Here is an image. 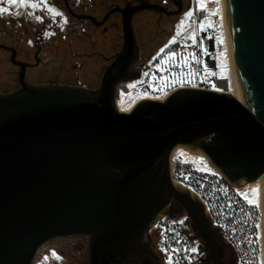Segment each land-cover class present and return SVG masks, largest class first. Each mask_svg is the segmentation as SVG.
I'll return each mask as SVG.
<instances>
[{
	"label": "water",
	"instance_id": "95a60500",
	"mask_svg": "<svg viewBox=\"0 0 264 264\" xmlns=\"http://www.w3.org/2000/svg\"><path fill=\"white\" fill-rule=\"evenodd\" d=\"M225 8L242 100L180 87L118 110V84L145 70L135 66L132 17L164 9L149 1L120 8L123 47L97 88L23 81L0 94V264H33L42 245L68 237L88 240L89 264H159L149 229L163 214L188 216L205 264H238L170 162L184 145L235 185L264 173V0H225Z\"/></svg>",
	"mask_w": 264,
	"mask_h": 264
},
{
	"label": "built area",
	"instance_id": "2783aa9c",
	"mask_svg": "<svg viewBox=\"0 0 264 264\" xmlns=\"http://www.w3.org/2000/svg\"><path fill=\"white\" fill-rule=\"evenodd\" d=\"M195 8V21H204V30L197 26L194 32L161 53L145 67L142 77L118 84V110L129 111L140 99H164L180 87H201L228 90L225 77L218 73V53L225 48V14L223 0H204ZM216 10V15H209ZM211 21L212 26L208 27ZM195 33V42L191 35ZM225 36V37H224ZM175 53V56H171ZM195 54L197 60L191 59ZM188 57L187 63L182 59ZM227 81V79H226ZM215 85V87H213ZM228 86V85H227ZM134 91L138 95L122 102ZM171 174L175 181L188 188L204 204L206 211L223 239L231 244L238 264H264L261 210L249 204L242 195L241 186L231 183L210 160L173 152L170 158ZM250 199V198H248ZM259 225V227H256ZM153 248L162 264H205L204 251L199 240L192 239L187 215L163 214L149 229ZM196 249L195 252L192 249Z\"/></svg>",
	"mask_w": 264,
	"mask_h": 264
},
{
	"label": "flooded vegetation",
	"instance_id": "af4514ba",
	"mask_svg": "<svg viewBox=\"0 0 264 264\" xmlns=\"http://www.w3.org/2000/svg\"><path fill=\"white\" fill-rule=\"evenodd\" d=\"M57 1V0H56ZM68 17L70 26L67 31V55L65 59L69 65H73L74 60L77 66L82 69L85 64H94L98 67L95 79L99 78V70H102L101 81L106 67L113 61L115 54L119 52L124 43L122 12L120 8L135 6L144 1L157 3L164 7L162 11L141 10L132 17L133 26L140 45V53L144 44L139 41L137 31L143 28L141 24L135 23L136 18L141 15L150 14L154 16V24L158 30L171 34L177 20L184 18L188 12L190 0H59ZM35 3V0H26V3ZM25 3V4H26ZM0 7L8 9V12L23 11V6L19 3L8 4L6 0H0ZM25 12V11H24ZM193 11V17H194ZM26 14V13H24ZM62 14V12H61ZM5 16L12 17L13 14ZM53 16V15H52ZM55 15L56 19L60 17ZM106 18V19H105ZM153 18V17H152ZM195 18V17H194ZM103 23H99L101 21ZM76 23V28L84 25L87 29L81 33V41L74 43V35L79 32L73 30L72 23ZM104 28L103 30H100ZM56 25L43 26L34 31L32 49L26 51L20 44V38L14 40H0V52L4 53L3 62L5 66L0 67V94L9 93L19 89L23 81L29 85H72L86 88H97L98 86L89 85L78 75L74 78L72 67L64 66L62 58L49 54L45 44L48 43L51 35H57ZM100 30V31H99ZM10 33L0 27V36H10ZM108 34L106 37L105 35ZM176 43H173V45ZM172 47V46H170ZM169 49V48H168ZM135 63L140 66L143 56ZM147 66V65H146ZM146 66H141L145 68ZM70 70V72L68 71ZM84 80V81H83ZM101 83V82H100ZM156 253V252H155ZM159 259V257H158ZM159 264H162L160 259Z\"/></svg>",
	"mask_w": 264,
	"mask_h": 264
},
{
	"label": "rangeland",
	"instance_id": "374dc122",
	"mask_svg": "<svg viewBox=\"0 0 264 264\" xmlns=\"http://www.w3.org/2000/svg\"><path fill=\"white\" fill-rule=\"evenodd\" d=\"M221 1V0H220ZM59 0H35V4H38L39 6L36 8H32L31 4L33 3H26L22 8H24L23 11L20 12H0V27H3L5 31L9 32L10 36L1 37L0 40H11L15 41L14 39L16 37L20 38L21 46L25 48L26 51L32 49V40H34V31L39 27L42 28L43 26H50L56 25L58 34L57 35H51L49 38V41L47 44H45L44 47H46V51L54 56H57L59 58H62V62L65 66V68L68 66L72 67V73L74 74V78L78 75L82 76V79H85V82L87 84L98 86L101 82V76H102V70H99V78L95 79V74L98 72V67L96 65H87L85 64L83 66L79 65L77 66L75 60L73 65H69L68 61L65 59L67 55V31L69 30L68 26H70L69 19L67 16H65V12L61 5H58ZM60 4V3H59ZM196 5H198V0H190L189 1V11H194ZM225 5V4H224ZM1 8V7H0ZM48 8L54 9L56 12L61 13L62 15H58L60 17L59 19L55 18V15L52 12L48 11ZM25 11V12H24ZM26 13V14H24ZM6 14H13L12 17L5 16ZM53 15V16H52ZM57 16V17H58ZM36 17H40L39 20L36 19ZM153 17V18H152ZM150 14L147 15H141L136 18L135 23L141 24L143 28H140V30L137 31L139 41L144 44L143 49L141 50L140 55L143 56V61H141L139 64L140 66H148L152 61H154L158 56L161 55L164 51H166L170 46H173V43H178L181 41L185 36L189 35L190 33L194 32L197 26L200 24L196 23L195 18L192 16L190 19H187L185 21V26L183 29H180L178 26L180 25V22L185 19L180 18L177 20L175 27L173 28V31L171 34H168L166 32L158 30L156 28L153 20L154 16ZM73 30L79 32V35H74V43H78L81 41V33L85 32L87 29L84 25H81L80 27H75L76 23H72ZM104 28H101L100 30H103ZM99 30V31H100ZM106 37L108 34L105 35ZM225 37V36H224ZM174 41V42H173ZM31 42V43H30ZM225 42V48L222 47L219 50L218 53V73L219 75H223L228 81L231 87L233 86L232 80H233V72H232V66L229 62L228 52L226 50V38H224ZM161 49H164L163 52H161ZM4 53L0 52V67L5 66V63L3 62ZM70 72V70L68 69ZM235 74V73H234ZM84 81V80H83ZM139 92L134 91L131 93L125 102L122 103L125 104L126 101L129 102L131 99L135 98L138 95ZM176 153H182L186 155H191L200 160V158H203V160H207V156H203L202 154L196 153L191 151L189 148L180 145ZM209 160V159H208ZM241 189L243 193H248V198L253 199V195L251 190L252 189H258L259 195H258V205L260 210L261 208V201L264 199V180H254V181H248L244 182L241 185ZM262 198V199H261ZM262 214V212H261ZM262 232V230H261ZM262 235V234H261ZM88 240L81 237H68V238H61L57 240H52L44 245H42L38 252L35 255L33 264H89L87 262L88 259ZM262 248H263V237H262ZM155 251V250H154ZM53 253L56 255L53 256ZM59 257V259H57ZM263 257H264V250H263Z\"/></svg>",
	"mask_w": 264,
	"mask_h": 264
},
{
	"label": "snow or ice",
	"instance_id": "6c2138e0",
	"mask_svg": "<svg viewBox=\"0 0 264 264\" xmlns=\"http://www.w3.org/2000/svg\"><path fill=\"white\" fill-rule=\"evenodd\" d=\"M6 2H7L8 4H13V5L19 3L20 6H24L25 3H26V0H6ZM198 3L200 4V8H201L202 11L206 9V4H205L204 0H198ZM38 6H39V5H38V4H35V3L31 4V7H32V8H36V7H38ZM7 11H8V9H6V8H0V12H7ZM48 11H49V12H52L54 15H62L61 13L56 12V11H55L54 9H52V8H48ZM216 14H217V13H216V10H213V11H211V12L209 13V15H216ZM192 16H193V12H192V11L187 12V13L185 14V19L182 20V21L180 22V25H179L178 27H179L180 29H183L184 26H185V21H186L187 19H190ZM36 19L39 20L40 17H36ZM207 26H208V27H211V26H212L211 21L208 22ZM204 28H205V23H204V21H201V23H200V29H201V30H204ZM190 38L193 39V41L195 42V33H193V34L191 35ZM173 42H174V41H173ZM30 43H31V42H30ZM163 51H164V49H161V52H163ZM170 55H171V56H175L176 54H175V53H171ZM182 59L184 60L185 63H187L188 57H183ZM191 59H192V60H197V57H196V55H195L194 53L191 54ZM213 87H215V85H213ZM217 90L219 91L220 89H217ZM251 192H252V195H253V197H254L253 199H248V193H243L242 195L244 196L245 199L248 200V203H249V204H254L255 206L258 207V195H259V190H258V189H252ZM256 227H259V225H257ZM192 251L195 252L196 249L194 248V249H192ZM55 255H56V254L53 253V256H55ZM57 259H59V257H57Z\"/></svg>",
	"mask_w": 264,
	"mask_h": 264
},
{
	"label": "bare ground",
	"instance_id": "6f19581e",
	"mask_svg": "<svg viewBox=\"0 0 264 264\" xmlns=\"http://www.w3.org/2000/svg\"><path fill=\"white\" fill-rule=\"evenodd\" d=\"M225 0H223V6H224V14H225V30H226V50H227V54L229 57V62L231 63L232 66V72H233V80H232V84L233 86L231 87V85L229 84V81L225 79L224 81V86H226L228 88V91L233 94L235 97H237L239 100H242V96H241V92H240V88H239V83H238V78L236 75V70H235V65H234V61H233V55H232V41H231V36H230V32H229V24H228V17H227V12H226V8H225ZM235 73V74H234ZM228 85V86H227ZM180 146V145H179ZM177 146L174 150V152H176L177 148L179 147ZM184 146V145H182ZM193 152L202 154L203 156H205L206 154L203 153L202 151L199 150H191ZM207 156V155H206ZM205 156V157H206ZM208 158V156H207ZM256 180H264V173ZM262 199V198H261ZM261 212H262V217H261V230H262V237H263V250H264V227H263V211H264V199H262L261 201Z\"/></svg>",
	"mask_w": 264,
	"mask_h": 264
}]
</instances>
